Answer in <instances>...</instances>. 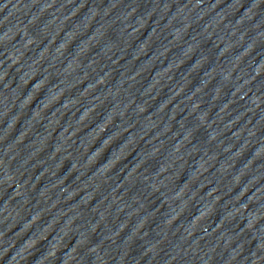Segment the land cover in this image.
Returning <instances> with one entry per match:
<instances>
[{"label":"water","instance_id":"water-1","mask_svg":"<svg viewBox=\"0 0 264 264\" xmlns=\"http://www.w3.org/2000/svg\"><path fill=\"white\" fill-rule=\"evenodd\" d=\"M0 264H264V0H0Z\"/></svg>","mask_w":264,"mask_h":264}]
</instances>
